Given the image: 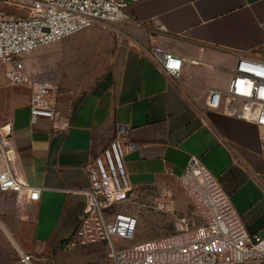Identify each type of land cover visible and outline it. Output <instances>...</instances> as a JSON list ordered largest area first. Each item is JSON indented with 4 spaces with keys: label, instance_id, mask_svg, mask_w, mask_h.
I'll return each mask as SVG.
<instances>
[{
    "label": "crops",
    "instance_id": "crops-1",
    "mask_svg": "<svg viewBox=\"0 0 264 264\" xmlns=\"http://www.w3.org/2000/svg\"><path fill=\"white\" fill-rule=\"evenodd\" d=\"M123 1L138 25H96L25 58L63 92L58 129L45 119L32 124L29 91L1 76L0 127H11L14 171L41 195L21 207L14 194L0 195V237L29 241L18 252L37 264H108L104 243L60 246L84 216V167L118 126L138 145L124 158L134 191L178 181L197 157L247 232L264 236V128L206 109L209 90L227 87L239 56L264 61V0ZM154 48L185 58L178 79L151 60Z\"/></svg>",
    "mask_w": 264,
    "mask_h": 264
},
{
    "label": "built area",
    "instance_id": "built-area-1",
    "mask_svg": "<svg viewBox=\"0 0 264 264\" xmlns=\"http://www.w3.org/2000/svg\"><path fill=\"white\" fill-rule=\"evenodd\" d=\"M96 25L117 29L138 24L123 0H0V68L8 86L29 91L32 124L45 119L59 128L55 120L63 92L59 85L33 74L25 58ZM149 57L167 77H180L185 58L161 48H154ZM206 109L264 128V61L239 56L227 87L209 90ZM136 147L129 141V127L118 126L113 140L84 167L88 179L84 216L74 235L62 242V252L104 243L108 264L264 263V236L247 232L229 197L197 157L190 158L178 181L200 223L182 219L177 232L168 237L129 247L116 245L133 241L139 226L136 216L118 209L134 195L124 158ZM14 165L11 127L1 126L0 195L14 194L19 205L38 202L41 189L21 181ZM19 260L28 264L30 257L20 255Z\"/></svg>",
    "mask_w": 264,
    "mask_h": 264
},
{
    "label": "rangeland",
    "instance_id": "rangeland-1",
    "mask_svg": "<svg viewBox=\"0 0 264 264\" xmlns=\"http://www.w3.org/2000/svg\"><path fill=\"white\" fill-rule=\"evenodd\" d=\"M33 70L35 74L38 71L36 66H33ZM3 72L0 68V80ZM133 194L130 200L118 207L119 210L136 216L139 221L135 239L125 242L127 246L173 235L182 219L189 224L200 223L189 197L177 180L164 179L157 185L134 191ZM17 243L26 245L29 241L13 242L0 237V264H23L19 260ZM28 264H37V260L31 259Z\"/></svg>",
    "mask_w": 264,
    "mask_h": 264
}]
</instances>
